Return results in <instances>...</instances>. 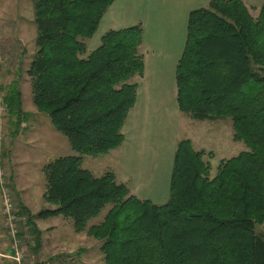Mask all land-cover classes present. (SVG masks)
<instances>
[{
	"label": "trees",
	"instance_id": "obj_1",
	"mask_svg": "<svg viewBox=\"0 0 264 264\" xmlns=\"http://www.w3.org/2000/svg\"><path fill=\"white\" fill-rule=\"evenodd\" d=\"M31 1L32 104L75 153L43 167L42 199L51 209L35 219L69 220L74 233L101 243L104 264H264V236L255 232L264 225V2L256 18L239 0H211L190 12L176 66L178 110L200 122L229 118L233 141L247 151L222 160L210 177L205 152L179 142L169 197L158 205L132 195L113 172L95 177L82 168L84 157L124 142L136 102L132 79L144 70L141 24L106 32L89 52L87 41L115 0ZM2 105L11 117L24 115L16 84ZM106 207L102 221L88 227ZM19 214L39 239L21 205Z\"/></svg>",
	"mask_w": 264,
	"mask_h": 264
},
{
	"label": "rangeland",
	"instance_id": "obj_2",
	"mask_svg": "<svg viewBox=\"0 0 264 264\" xmlns=\"http://www.w3.org/2000/svg\"><path fill=\"white\" fill-rule=\"evenodd\" d=\"M35 38L32 1L0 0V264H104L101 243L85 232L74 233L69 220L61 216L35 219L40 211L51 209L42 199L45 191L43 167L57 158L75 156L67 140L32 104L26 72L36 51ZM13 84L17 85L21 94V111L25 115L19 119L11 117L2 105L3 96ZM178 115L177 144L189 140L194 151L205 152L203 161L211 167L210 177H214L222 160L247 151L243 143L233 141L229 118L200 122L180 111ZM18 120L24 121L17 127ZM104 160L84 157L82 168L100 177L110 163ZM125 185L132 194V188L127 183ZM5 188L10 193L14 209L19 212L21 205L29 210L26 211L34 219L39 239L35 238L24 214V222L8 221L3 206ZM158 191L161 194L158 192L147 199L154 204H164L168 200H165V191ZM138 199L147 200L140 196ZM108 210L109 207H106L89 222L88 227L99 224ZM11 226H16L15 237H12ZM49 230L53 232L47 234ZM255 232L264 236V225L256 226Z\"/></svg>",
	"mask_w": 264,
	"mask_h": 264
},
{
	"label": "crops",
	"instance_id": "obj_3",
	"mask_svg": "<svg viewBox=\"0 0 264 264\" xmlns=\"http://www.w3.org/2000/svg\"><path fill=\"white\" fill-rule=\"evenodd\" d=\"M210 1L115 0L102 17L95 35L87 41V50L91 52L108 31L138 24L143 29L140 52L144 70L141 77L132 79L137 85L136 102L124 124V142L118 149L99 157L110 162L106 170L114 172L119 182L127 183L137 198L147 199L158 193V189H164L165 200L169 197L179 134L176 66L184 49L190 12L207 8ZM239 1L253 18L258 16L264 2ZM50 231L53 232L46 233L51 234Z\"/></svg>",
	"mask_w": 264,
	"mask_h": 264
},
{
	"label": "built area",
	"instance_id": "obj_4",
	"mask_svg": "<svg viewBox=\"0 0 264 264\" xmlns=\"http://www.w3.org/2000/svg\"><path fill=\"white\" fill-rule=\"evenodd\" d=\"M3 197H4V210L7 216V219L9 222L14 220L19 221H26V218L23 215H20L19 212L16 210V208H13V204L11 201V196L7 188L3 190ZM11 234L12 237H15L16 234V226H11ZM16 256H18V252H16Z\"/></svg>",
	"mask_w": 264,
	"mask_h": 264
}]
</instances>
